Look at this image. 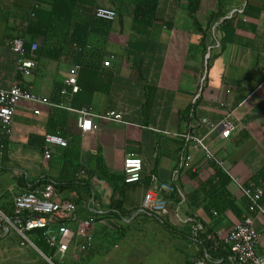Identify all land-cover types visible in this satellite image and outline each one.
I'll return each instance as SVG.
<instances>
[{
    "label": "crops",
    "instance_id": "obj_1",
    "mask_svg": "<svg viewBox=\"0 0 264 264\" xmlns=\"http://www.w3.org/2000/svg\"><path fill=\"white\" fill-rule=\"evenodd\" d=\"M135 1L79 0L86 9L111 8L116 18L107 32L94 33L102 59L80 67L79 90L68 91L64 104L53 101L54 92L63 85L73 63L64 56L52 60L40 55V25L48 21L53 0H0V87L18 82L57 104L17 105L11 134L0 148V210L10 215L16 195L32 187L40 190L44 181L54 183L58 198L76 205L77 220L91 222V244L78 255V264L92 253L97 232L111 226L121 228L123 221L141 215L193 244L191 254L181 262L191 264L206 249L200 254L198 238L190 225L177 222L176 212L196 215L207 232L223 237L250 214L247 199L231 177L247 185L264 175V0H198L194 19L187 0H158L153 22L132 15ZM234 8H243L245 19L237 15L223 19ZM15 39L37 46L31 51L36 60L29 76L17 72L18 54L7 47ZM72 48L77 49L76 44ZM107 59L110 67L102 65ZM82 108L95 114L114 111L121 120L97 121L98 130L82 133L76 113ZM226 115L234 128L227 138H221L216 126ZM187 122L194 126L193 134L221 159L222 181L216 177V165L206 162L201 151L187 149L177 136L185 131ZM45 134L67 140L68 152L67 145L53 146L51 157L44 161L43 150L37 146ZM72 145L77 149L72 151ZM182 153L190 154L191 159L172 180ZM129 155L142 161L139 182L110 185L96 175L86 177V172H96L98 164L108 174L121 175L123 160ZM70 181L75 184L66 185ZM160 183L174 188L160 191L168 200V213L159 222L144 213L141 205L146 192ZM113 200L119 202V208L110 207ZM262 200L264 205V197ZM254 220L259 234L256 250L264 253V217ZM7 235L0 238V262L13 264L20 248L7 240L1 244ZM31 243L44 259L46 255ZM208 252L214 258L222 257ZM46 257L58 263L54 251ZM25 259L22 264H34L29 257Z\"/></svg>",
    "mask_w": 264,
    "mask_h": 264
},
{
    "label": "built area",
    "instance_id": "obj_2",
    "mask_svg": "<svg viewBox=\"0 0 264 264\" xmlns=\"http://www.w3.org/2000/svg\"><path fill=\"white\" fill-rule=\"evenodd\" d=\"M93 13L96 18L107 21H113L116 18L115 10L107 7H96ZM236 15L245 19L243 8H234L223 19H232ZM7 47L10 51L18 54L16 62L17 72L24 77L29 76L35 63L31 59L24 58V41L22 39L11 40L8 42ZM36 47V45H32L31 51H34ZM209 57L208 51L206 59ZM102 65L110 67V60H105ZM79 70L80 66L78 65L70 68L63 78L64 87L61 90L62 94H67L68 91L71 93L78 92L77 73ZM198 97L199 93L192 98L193 104L196 103ZM21 102L49 106L57 105L50 102L46 96L30 92L18 82H12L7 88L0 87V148L3 147L4 138L11 134L15 109ZM34 113L38 114L39 111L35 110ZM76 113L78 116L77 126L82 133L98 130L97 121L121 120L120 114L114 111L95 114L88 108H82ZM193 127L191 122H187L185 131L177 134V136L183 141L187 149L201 151L206 162L223 168L221 159L210 151L201 138L193 134ZM216 128L220 129L221 138H227L234 126L228 119V115H226ZM66 145L67 140L64 138L54 134H45L42 151L44 161H48L51 157L53 146L65 147ZM190 159V154H181L178 169L171 174L172 180L177 178L178 171L186 166ZM141 171L142 161L140 158L131 155L124 158L122 168L124 183L139 182ZM231 178L240 188L242 195L247 199V208L250 214L243 216L242 220L235 224L225 236L219 237L207 232L205 225L196 215H180L178 212L175 214L178 223L190 225L195 238L200 234H206L207 240L211 242V252H216L219 249L228 250L229 252L225 257L214 258L205 250V254L192 261L191 264H264V253H259L256 250L259 234L254 226L256 217H264V205L262 204L264 179L259 178L255 183L251 182L243 185L237 179ZM173 188L174 186L170 183H160L154 189L146 192L141 205L142 211L155 217L167 215L168 200L160 195V191L170 192ZM13 206L12 215H7L0 210V238L7 235L11 229L22 239L20 242L21 246L28 243L34 247L25 232L35 229L41 230L43 239L53 249L58 262L54 263L51 257L44 256V259L49 264H78V255L86 252L90 247L92 240L90 233L91 222L89 220H77L76 205L71 201L59 199L54 183L49 182L40 190H27L19 193L13 199ZM24 212H28L26 218L21 217ZM68 223H75V228H70Z\"/></svg>",
    "mask_w": 264,
    "mask_h": 264
},
{
    "label": "trees",
    "instance_id": "obj_3",
    "mask_svg": "<svg viewBox=\"0 0 264 264\" xmlns=\"http://www.w3.org/2000/svg\"><path fill=\"white\" fill-rule=\"evenodd\" d=\"M187 1L189 6V15L194 19V15L198 6V0ZM157 6L158 0H136L132 8V15L135 18H141L145 21L153 22L155 20V15L157 14ZM95 8L86 9L79 3V0H53V3L50 5L48 21L46 22V24L40 25L41 32L43 35L41 49L42 51L40 53L41 57H47L52 60H58L59 58L64 56L65 61L72 62L73 66L78 65L80 67L95 64L96 62L101 61L102 53L97 50L99 43L95 41L94 33L98 32V30H102L104 33L107 32L112 21L96 18L93 13ZM72 44H76L77 49H73ZM87 45H89V48L85 49L87 48ZM30 47L31 45H24V58L31 59L34 61L36 60V56L34 53H31ZM62 86L64 85H59L58 88L55 90L54 93L56 97L53 99V101L57 103L67 104L68 96L61 93ZM43 138L44 136H42L41 138V145L37 146V150L39 151L43 150ZM65 148L67 153L69 150V145L67 144V147ZM76 149L77 148L72 145V151ZM216 168V177L217 179L222 181V179L225 177L223 174L224 171L219 166H216ZM93 175H96V177L101 180L107 181V183L110 185H112L113 182L117 183L118 185L126 184L123 181L122 173L121 175L108 174L102 164L97 165L95 173L91 171L86 172V177H91ZM259 178H264V175L258 177L257 179ZM43 183L47 184V181H44ZM84 183L89 187L90 190V183L88 181H85ZM74 184V181L66 183V185ZM221 184H223V182H221ZM225 184L226 183H224V185H222L221 187L224 188ZM55 186L56 189L59 190L60 184L57 183ZM29 190H33V187ZM110 207L119 208V202L113 200ZM214 207L217 208L216 205ZM13 209L10 215L13 214ZM27 215L28 212H24L21 217L26 218ZM112 215L118 217V215L116 214ZM153 217L159 222L162 221V217ZM25 235L27 237L32 238L35 246H37V248L43 254H45L46 256H52L53 249L50 248L43 239V236L41 235V230L35 229L26 231ZM205 235L206 234H200L197 237V241L200 244V254H202L204 249H206V251H210L211 244L206 239ZM219 250L212 254L214 256L225 257L229 253L228 250L221 249L222 251H224V253H221L222 251L218 252Z\"/></svg>",
    "mask_w": 264,
    "mask_h": 264
},
{
    "label": "rangeland",
    "instance_id": "obj_4",
    "mask_svg": "<svg viewBox=\"0 0 264 264\" xmlns=\"http://www.w3.org/2000/svg\"><path fill=\"white\" fill-rule=\"evenodd\" d=\"M143 217L128 223L123 221L121 228L111 226L97 232L92 253L81 264H182L191 254L193 244L175 237L173 230L157 225L154 219ZM6 240L14 242L25 255L18 251L13 264H22L27 257L34 264H48L28 243L18 246L22 239L13 230L10 229L1 244Z\"/></svg>",
    "mask_w": 264,
    "mask_h": 264
}]
</instances>
